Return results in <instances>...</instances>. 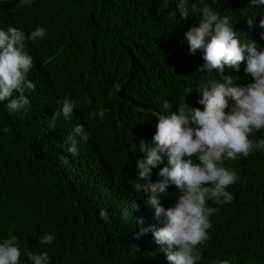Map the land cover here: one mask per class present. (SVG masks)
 Here are the masks:
<instances>
[{"label": "trees", "instance_id": "obj_1", "mask_svg": "<svg viewBox=\"0 0 264 264\" xmlns=\"http://www.w3.org/2000/svg\"><path fill=\"white\" fill-rule=\"evenodd\" d=\"M244 1L259 9L249 0H189V6L206 4L226 13ZM18 3H4L7 17H17L26 33L39 25L45 35L28 44L35 59L28 78L36 85L27 93L29 105L10 112L7 101L0 102V234L23 233L21 223L41 236L54 234L45 249L49 264H169L166 247L137 241L131 198L117 197L119 177L131 167L129 137L141 120L151 123L153 111L177 96L174 78L187 79L182 100L194 86L218 79L198 71L197 60L180 47L179 34L192 13L182 18L176 0H33L24 8ZM64 97L75 110L68 117L61 112L53 125ZM80 108L96 118L97 132L87 141L79 137L89 150L73 157L64 138L82 123ZM258 138L264 129L250 135ZM88 153L96 160L85 161ZM223 164L237 174L228 188L234 199L223 205L208 201L217 211L209 240L198 246L202 260L217 254L237 264L250 257L264 261V151ZM130 183L131 176L124 184L128 191Z\"/></svg>", "mask_w": 264, "mask_h": 264}, {"label": "clouds", "instance_id": "obj_2", "mask_svg": "<svg viewBox=\"0 0 264 264\" xmlns=\"http://www.w3.org/2000/svg\"><path fill=\"white\" fill-rule=\"evenodd\" d=\"M7 1L0 0V102L7 101L10 112H21L30 103L27 93L36 87L28 78L35 66L28 44L43 38L45 29L37 25L26 33L17 17L5 14ZM32 2L19 0L18 8L31 7ZM249 3L259 9L246 7L244 1L219 13L206 4L190 7L189 0H176L182 18L192 13L179 34L180 47L197 60L198 71L213 72L218 79L194 86L182 100L187 79L177 75L173 80L177 96L165 101L164 109L153 111L151 123L141 120L127 143L131 167L119 177L117 201L125 195L131 198L137 241L147 248L166 247L169 264H237L217 254L203 261L198 246L209 240L217 211L208 201L223 205L234 199L228 188L237 174L223 163L264 151V138L250 139L254 130L264 129V0ZM58 103L61 110L54 113L53 125L61 112L68 117L75 110L70 98ZM80 111L82 123L64 138L73 157L89 150L81 147L79 137L87 141L90 132H97L96 118L83 108ZM99 115L103 119L104 111ZM95 160L93 153L85 159ZM129 176L128 191L124 184ZM99 215L108 220L106 209L101 208ZM17 227L23 233L0 234V264H49L45 249L55 235L41 236L22 223ZM243 264L264 261L250 257Z\"/></svg>", "mask_w": 264, "mask_h": 264}]
</instances>
